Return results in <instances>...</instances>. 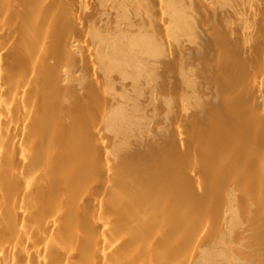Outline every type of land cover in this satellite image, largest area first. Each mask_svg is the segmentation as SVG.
Here are the masks:
<instances>
[{
	"label": "bare ground",
	"instance_id": "obj_1",
	"mask_svg": "<svg viewBox=\"0 0 264 264\" xmlns=\"http://www.w3.org/2000/svg\"><path fill=\"white\" fill-rule=\"evenodd\" d=\"M0 264H264V0H0Z\"/></svg>",
	"mask_w": 264,
	"mask_h": 264
},
{
	"label": "rangeland",
	"instance_id": "obj_2",
	"mask_svg": "<svg viewBox=\"0 0 264 264\" xmlns=\"http://www.w3.org/2000/svg\"><path fill=\"white\" fill-rule=\"evenodd\" d=\"M214 19H216V18H213V19H212L213 21H212V20H210V21L212 22V24H213V23H214V24H215V23L217 24V21L219 22V20H218V19H217V20H214Z\"/></svg>",
	"mask_w": 264,
	"mask_h": 264
}]
</instances>
